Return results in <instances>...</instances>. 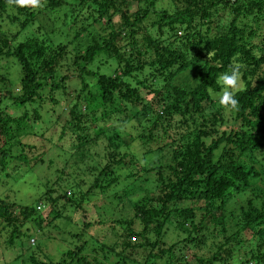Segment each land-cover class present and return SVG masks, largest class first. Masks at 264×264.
I'll return each instance as SVG.
<instances>
[{
	"label": "trees",
	"instance_id": "16d2710c",
	"mask_svg": "<svg viewBox=\"0 0 264 264\" xmlns=\"http://www.w3.org/2000/svg\"><path fill=\"white\" fill-rule=\"evenodd\" d=\"M135 1L136 9L130 12L131 0H41L38 9L0 0V180L44 165V153L30 151L27 157L26 149L36 147L22 141L33 137L28 109L20 117L9 113L12 108L40 106L45 90L54 106L62 105L59 112L66 102L72 103L69 120L60 123L57 132V140L68 149L66 155L82 159L84 147L101 166L85 193L58 171L55 184L69 185L71 190L58 192L48 180L42 198L53 206L62 201L80 207L95 188L106 194L119 181L116 171L125 167L128 157L121 151L126 139L115 127L108 131L96 123L123 113L125 105L133 107L134 120L150 124L148 134L138 139L143 145H158L152 133L156 129L170 138L157 150H147L154 155L167 151L169 162L148 168L136 163L137 171L125 176L126 181L136 180L142 170L144 189L120 182L113 197L116 218L84 222L86 230L118 227L116 242L93 237L96 245L83 242L55 263L31 254L29 264H228L236 256L238 264H264V179L261 187L257 184L264 178V0ZM220 9L232 11L228 27L214 19ZM27 30L29 35L18 41ZM233 57L243 65V89L235 97L239 109L229 112L209 89L220 91L217 78L229 71ZM98 60L116 62L113 76L99 74V65L91 70ZM14 67L18 76L9 78ZM146 67L155 68L159 78L153 79L164 82L152 90V101L141 94L148 89L146 81L135 78V72ZM71 72L79 88L68 85ZM85 75L95 79L92 88ZM35 109L34 123L40 119ZM55 133L51 131L50 137ZM50 137L45 139L54 145ZM102 146L103 164L96 151ZM14 205L0 199V218L16 221L10 210ZM38 205L14 209L39 228ZM171 219L186 236L168 246L164 236ZM12 232L10 244L24 236L17 227ZM30 240L36 248L35 239ZM187 247L205 255L195 253L193 261L187 260V255L178 253Z\"/></svg>",
	"mask_w": 264,
	"mask_h": 264
},
{
	"label": "rangeland",
	"instance_id": "374dc122",
	"mask_svg": "<svg viewBox=\"0 0 264 264\" xmlns=\"http://www.w3.org/2000/svg\"><path fill=\"white\" fill-rule=\"evenodd\" d=\"M130 4V12H133L136 9V1L131 0ZM231 13L232 11L229 9H220L218 12H216L214 19L218 23V25L222 27H228L229 22L232 19ZM249 19H251V17ZM115 22L116 24L119 22L117 18L115 19ZM29 31L30 30H27L25 33H22L21 37L19 36L17 40L20 41L22 40L23 36L25 37L29 35ZM121 43L124 45L127 44L126 42ZM71 54H74L72 52V49ZM106 62L107 63L103 62V60L96 61V64L92 66L93 69L91 70H96L95 66L99 65V74L105 76H113L115 70L117 69V64L112 60ZM64 69L65 68L61 70L62 74L64 73ZM169 72L170 70L165 73L166 78L168 77L167 74H169ZM9 73V78H17L18 68H11ZM151 73L154 75V77L149 75ZM68 75L69 78H72L68 80V85H70L71 88H79V81L77 79H74L73 72L68 73ZM135 75V78H138L139 81H146L145 84L148 86V89L141 90V94L142 96H145L147 100L150 99L152 101L154 99L152 90L160 89V87L164 84V82H160V79H153L159 78L158 71L155 68L146 67L141 72H135ZM84 78H86L88 86L92 88L93 84L95 83V79L91 80L86 75ZM180 78H185V75L181 76ZM181 80L182 79H178L177 82ZM136 86L137 85L135 84L134 87ZM40 102V106L37 107L28 106L25 109L12 108L10 111L11 113L9 114L20 117L24 112H26L25 110L28 109V123L33 127V137L26 136L22 138V141L27 145L33 146L34 148L36 147V149L32 150L26 149V154H28L27 157L30 156V151L40 155H43L44 153V155L42 156V158L45 159L44 165L41 166V169L35 168L32 172H26L25 169H23L22 172L16 173L17 178L15 179L0 180V199H6L11 203L14 202V207L16 206L17 208L19 206H25L28 204L36 206L40 203V205L43 207L38 212L42 217V223L38 228L34 223H32L34 221H31V219L23 220L19 214V211H17L18 209H14V207L10 210L13 212L15 217H18L19 220L17 219L16 221H7L0 218V264H29L28 258L31 254H37L36 259L38 260H41L43 258L45 259V261H51L55 263L64 252L71 250L72 248L78 246L83 242H87L88 245H96V243H94L95 239H93V237H104V241L107 243L116 242L117 237H114V232H117L118 227L115 228L114 231L110 230L107 225L91 226L90 229L88 228L86 230L82 228L84 222H96L97 220L102 221L101 219H103L106 221L102 222L106 223L110 222L109 220L118 216V212L116 210L117 203L113 197L114 194L121 188L120 182H123V185L127 187H132L134 189H138V187H140L139 189H144V186H146V184L142 180V177L145 176L142 170H140V173H138V177L136 180L126 181L125 179V176H127L129 171L132 173H135L137 171L138 167L136 166V163H139L140 167H155V165L166 164L167 162H169L170 158V153L165 150L162 154L159 155L147 153V150H149V153L157 150L158 147H161L163 144L169 142L170 138L169 136L162 134V130L156 129L152 133L153 138L157 141L158 145L154 143H150V145L148 146L143 145L142 142L138 139L141 135L146 136L148 134L149 130L151 129L150 124L134 120L133 115L135 114V112L133 107L130 105H125V107L128 108L122 109L124 110L123 113L112 115L106 122L100 121L96 123V126H99L100 129H105L108 131L113 130L115 127L116 131H119L121 135L125 137L124 139H126V148L123 147L121 151L126 152L128 157L126 158L125 167L122 168L121 166L120 169H117L116 171V176L118 177L119 181L114 186H112V188L106 194H102L95 188V190H93V194L83 198L84 200H81V203L79 202L80 195L76 192L77 195H75V198L77 202L81 204L80 207L74 205L70 206V204L63 203L62 201L58 202L56 206H53L48 201L42 198V191L45 189L44 184L48 180L50 181L49 183L52 185L54 190H57L58 192L59 188H65L67 191L71 190L69 185H66L64 183H62L64 184L63 186L55 184L57 180L56 173H58V171L60 175L62 174V172L66 174L65 176H62V178L66 176L69 177L71 184L76 183L81 187L80 190L85 193L88 189H90L91 186H93L92 184L94 182V178L97 176V173L101 166L96 163V158L93 157L91 153L84 147L81 149L84 155L82 159H70L69 156L66 155L68 154L66 153V150L68 149L65 147V143L57 140V137L59 136L57 132L60 131L58 127L60 123L63 124L66 123L67 120H69L70 117L68 112L72 103H70L69 105V102H66L64 109L59 112V108L62 105L54 106L50 102L48 97V90H45L42 93V100ZM84 107L85 106L83 102L82 109H84ZM35 108L37 109V113L40 116V119L36 123H34L35 120L32 114V110H34ZM119 108L122 107L119 106ZM103 112L104 111L97 114L98 118L101 117V113ZM89 124L93 123L89 122ZM50 129L51 131H56V133L54 135H51V137ZM97 132L95 131V134H97ZM29 133L31 134V131ZM169 134H171V132ZM41 135L44 137H42ZM45 136L47 139L49 137L52 138L51 142H54L55 144L52 145L50 142H47ZM100 139L102 140L101 137ZM103 141L105 142L104 138ZM61 144H64V146H62ZM81 150H79L78 152L80 153ZM96 151L99 152V155L97 154V157H99L98 161H100V163L102 164L105 163L104 159H100L102 153L104 152L103 146L101 147V149ZM65 158H68L66 163ZM49 159H51L52 162H49ZM263 179V176L258 179L257 184H259V187L262 186ZM56 195H58V193H56ZM242 203L243 202H241V204ZM238 205L239 204H237L235 207L237 208ZM117 207L119 211L122 210V206ZM127 207H129V205ZM122 211L125 212L124 210ZM169 225L170 226L168 227L164 236V241L168 246L171 243L182 240L186 236V232H183L182 229H180L178 226L175 227V223L173 222V220ZM15 227H17V231L24 234V236L15 239L14 243L10 244V236L13 234L12 231L15 229ZM77 234H79L80 236L76 237L75 235ZM30 239H35L37 243L36 248H34V246H31L33 243ZM212 242V239L208 237L206 243L210 244L211 246ZM119 243L120 240L118 241V244ZM206 247L210 248L209 246ZM205 251L206 255H208L207 248H205ZM211 251V253H213L215 250L211 249ZM178 253L187 255V260L192 259L193 261L192 257L195 253L201 254L204 253V251L202 252V250H198L194 247H187L182 249V251H179ZM178 253L176 254L177 256H179ZM85 254L93 255L89 251H87ZM238 262L239 259H237V256L233 259L227 260L228 264H238ZM223 264H226V262H224Z\"/></svg>",
	"mask_w": 264,
	"mask_h": 264
},
{
	"label": "clouds",
	"instance_id": "9594fccd",
	"mask_svg": "<svg viewBox=\"0 0 264 264\" xmlns=\"http://www.w3.org/2000/svg\"><path fill=\"white\" fill-rule=\"evenodd\" d=\"M8 2L19 7H31L34 9L42 7L41 0H8ZM242 67L243 65L238 62V58L233 57L229 64V71L222 73L217 78L216 82L220 86V91L214 92L209 89V94L214 99H217L219 105L229 112L239 109V101L235 97L243 89Z\"/></svg>",
	"mask_w": 264,
	"mask_h": 264
},
{
	"label": "built area",
	"instance_id": "2783aa9c",
	"mask_svg": "<svg viewBox=\"0 0 264 264\" xmlns=\"http://www.w3.org/2000/svg\"><path fill=\"white\" fill-rule=\"evenodd\" d=\"M43 206H41V205H38L37 206V209H41ZM32 243H33V241H32Z\"/></svg>",
	"mask_w": 264,
	"mask_h": 264
}]
</instances>
